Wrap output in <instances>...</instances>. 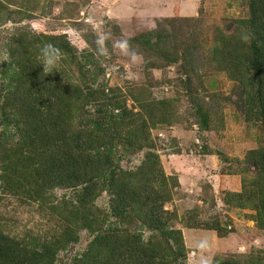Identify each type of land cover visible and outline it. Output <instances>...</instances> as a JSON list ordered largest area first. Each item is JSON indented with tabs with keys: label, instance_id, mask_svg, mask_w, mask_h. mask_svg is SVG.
Instances as JSON below:
<instances>
[{
	"label": "rangeland",
	"instance_id": "rangeland-1",
	"mask_svg": "<svg viewBox=\"0 0 264 264\" xmlns=\"http://www.w3.org/2000/svg\"><path fill=\"white\" fill-rule=\"evenodd\" d=\"M246 1L0 0V63L14 33L64 37L69 51H62L51 74L62 87L67 85L81 95L73 105L77 110L91 112L116 98L147 120V116L156 120L159 116L163 121L154 128L151 125L150 134L164 174L176 176L180 185L164 211L171 217L170 225L181 232L186 264L246 262L258 256L264 262V216L258 223L252 210L227 208L222 202L228 192L258 191L260 172L246 160L250 151L263 148L262 128L258 122H246L234 83L211 57L215 47L230 49L235 22L247 15ZM89 16L102 20L111 34L107 58L95 52L97 33L87 23ZM118 38L129 39L142 59L131 64L120 55L112 48ZM222 38L226 40L221 42ZM11 73L4 76L0 71V76L8 79ZM12 138L1 141L6 149L15 148ZM143 155L121 148L115 151L120 169L130 172ZM3 162L0 157V175ZM74 196L72 190L58 189L49 196L48 208L9 197L0 183V211L18 235L49 244L61 230L56 212L64 206L62 197L69 202ZM109 198L107 192L101 193L95 209L108 211ZM207 222H218L228 235L219 237L206 229ZM130 223H104V231L117 236L111 246L133 242L126 235H137L140 228L135 221ZM95 234L79 230L77 240L58 253L55 264L81 260ZM105 251L104 256L110 257L109 249Z\"/></svg>",
	"mask_w": 264,
	"mask_h": 264
},
{
	"label": "trees",
	"instance_id": "trees-1",
	"mask_svg": "<svg viewBox=\"0 0 264 264\" xmlns=\"http://www.w3.org/2000/svg\"><path fill=\"white\" fill-rule=\"evenodd\" d=\"M246 6V17L235 22L228 40L230 49L215 47L211 57L234 83L246 122L260 123L264 136V0H247ZM46 42L69 51L64 37L20 33H14L4 48L7 56L0 71L4 76L13 73L8 79L0 76L1 190L22 203L40 202L48 208L49 196L58 189L72 190L75 196L69 202L62 197L64 206L56 212L61 230L49 244L18 235L0 211V264H55L58 253L77 240L81 229L98 234L75 264H186L181 232L170 225L171 217L164 211L180 185L176 176L164 174L150 134L163 121L146 115L147 120L116 98L91 112L77 110L73 105L81 95L67 85L62 87L57 76L43 73L39 65V49ZM11 137L13 150L2 144ZM117 148L144 153L134 172L120 169ZM246 161L260 172L258 191L228 192L222 202L227 208L252 210L259 223L264 216V146L250 151ZM104 192L110 197L109 208L98 212L94 202ZM108 221L125 226L135 221L140 232L127 233L133 240L130 244L111 246L117 236L104 231ZM205 228L219 237L229 233L218 222H207ZM105 249L110 257L104 256ZM226 264L264 262L258 256Z\"/></svg>",
	"mask_w": 264,
	"mask_h": 264
},
{
	"label": "clouds",
	"instance_id": "clouds-1",
	"mask_svg": "<svg viewBox=\"0 0 264 264\" xmlns=\"http://www.w3.org/2000/svg\"><path fill=\"white\" fill-rule=\"evenodd\" d=\"M87 23L97 33L95 52L98 57L107 58L111 55L107 41L111 39V34L104 30V22L93 16L87 18ZM112 48L119 51L120 55L128 58L131 64H136L142 59L141 54L131 45L127 38H118L112 44ZM40 62L43 67V73L51 74L58 66L63 57L61 49L57 48L51 42L44 43L39 49Z\"/></svg>",
	"mask_w": 264,
	"mask_h": 264
}]
</instances>
